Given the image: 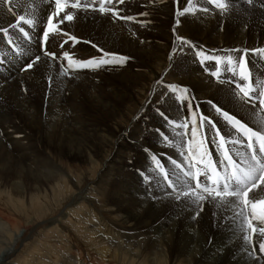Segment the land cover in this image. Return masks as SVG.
Here are the masks:
<instances>
[{
	"label": "bare ground",
	"instance_id": "1",
	"mask_svg": "<svg viewBox=\"0 0 264 264\" xmlns=\"http://www.w3.org/2000/svg\"><path fill=\"white\" fill-rule=\"evenodd\" d=\"M114 1L119 16H114L112 12L91 10V7L88 10L66 9L74 12L75 17L59 27L77 40H69L62 33L55 36L50 33L45 47L40 34L45 30L46 18L55 12V0H0V29L7 28L9 32L7 36L0 32V117L8 118L10 122L16 121L19 126L26 125L31 134L34 132L46 135L48 144L61 149L72 146L74 141L87 136L84 138L86 143L92 141L91 150L97 155L107 146L105 135L109 130L108 122L116 117L121 105L131 101L134 88L146 87L153 76L161 83L162 79L173 80L181 89V99L187 105L182 108L176 98L170 99L168 96L157 111L152 112L149 107L147 113L150 121L145 130H142L144 134L138 135L141 128H133L129 134L128 138L132 137V141H138L139 144L134 149V159L129 158L132 160L129 165L137 166L135 173L138 175L143 170L147 171V178L150 179L147 186L156 193L151 196L145 191L144 194L140 192L136 195L125 189L124 193H129L125 198L121 200L116 197L114 203L126 219L125 222L130 226L133 223L132 229H139V242H112L114 248L111 256L124 257L126 260L129 258L132 262L143 259L142 264H261L259 259L253 258L245 239L250 235L245 219L250 217V207L244 208L239 203L221 204L211 197L194 202L192 196L179 195L181 191L188 190L185 184L188 178L176 165L164 166L169 179L174 180L176 190L170 189L163 194L166 189L163 190L159 179L153 177L155 170L151 160L144 155L154 154L166 166L168 158L176 160L184 170H188V161L191 159L188 149L191 147L199 154L203 150L200 147L202 139L203 148L207 149L212 160L222 159L217 147L219 137L216 136V129L221 130L229 140L240 139L247 142L223 118V112L254 130L264 127L260 120L264 112L260 110L258 101L246 102L247 98L242 99L243 94L236 87L237 84L247 85L244 82L237 83L240 80L236 79L239 76V69L236 68L238 60L245 62L253 80L264 81V52L257 51L264 49V0H226L227 10L215 7L208 0ZM186 8L191 11L179 15ZM20 15L35 21L33 29L32 26L22 25L30 36L32 34V41L26 40L22 33L10 27ZM63 15L61 13L60 18ZM58 19L53 16V23H58ZM141 23H148V28L142 30ZM37 31L39 38H36ZM18 37L19 40L16 39ZM43 49L55 53L57 58L45 55ZM65 52L72 59L80 61L102 57L111 59L113 55L127 57V60L122 64H110L112 67L104 70V79L110 80L109 84L112 85L104 83L102 86L97 85L90 77H84L85 73L76 74L75 71H87L92 67L70 68ZM104 52L110 55L104 57ZM36 57L40 59L37 61ZM217 57L221 59L217 60ZM228 57L232 58V64L227 62ZM33 61V67L27 69V65ZM120 65L125 68L116 69ZM62 67H66L69 73H65ZM73 72L72 77H68ZM230 79L235 82L230 83ZM173 82L162 84L163 86L157 87L159 89L155 88L154 96L159 92L164 96L167 92L170 95ZM66 83L71 93L69 101H65ZM157 98L160 99L159 96ZM217 108L221 109L220 113L216 111ZM202 117L206 119L202 121ZM71 120L76 124L71 125ZM56 121H59L58 125L54 124ZM208 121L215 124L216 128ZM97 124L99 127H96ZM194 127L197 130L195 142L192 135ZM7 129L8 126L2 130ZM121 136V132L117 133L119 144L130 147L123 140L120 142ZM138 136L143 141L137 139ZM227 147L232 150L231 154L238 163L240 157L236 156L237 150L250 154V150L241 143H228ZM122 152L119 147L110 163H119L117 158L122 157ZM141 156L145 159L143 163L139 161ZM41 163L46 168H58L48 161ZM49 170L47 174H41L43 179L61 180L59 173ZM127 174L123 172L119 175L127 178ZM190 183L194 185L195 181ZM140 184L146 186L145 182L141 181ZM158 189L163 190L162 193ZM116 190L120 193L123 189L117 187ZM250 196H264V186L259 191L250 193ZM241 209L244 210V216L239 215ZM92 218L88 214V221L91 222ZM253 224L264 227L259 221L254 220ZM90 231L93 236L98 232L95 228ZM147 231L156 234L148 233L143 236ZM20 235L21 233L0 254V264L9 258ZM255 236V252L258 253L264 236L258 232ZM102 255L100 253L98 257L101 263Z\"/></svg>",
	"mask_w": 264,
	"mask_h": 264
},
{
	"label": "rangeland",
	"instance_id": "2",
	"mask_svg": "<svg viewBox=\"0 0 264 264\" xmlns=\"http://www.w3.org/2000/svg\"><path fill=\"white\" fill-rule=\"evenodd\" d=\"M113 3H115L114 0ZM99 6V0H97L94 5L92 4L90 6L91 8L87 7L86 10L90 8L91 10L96 9L95 11H99ZM105 7L111 8L112 6L106 3ZM45 22V28H47V18ZM141 24L144 25L141 27L142 30L148 28V23ZM33 27L34 25H32L31 29H33ZM44 31L45 30L41 31V40H43ZM63 32H66V30L64 29ZM38 33L37 31L36 38H39ZM67 33L70 35L69 32ZM31 36L29 35L28 38L26 37V40L32 41L33 37ZM16 39L19 40V37ZM43 43L44 46L47 47L48 41H44ZM44 50L45 49H43V51ZM170 63L172 62L170 61ZM109 67L112 66L107 64L100 69L98 67L87 71L75 72H77L76 74L81 73V75L85 73L83 76L90 77L97 85L100 84L103 86L105 83L111 86L112 84H109L110 80L107 81L104 79V75H102L104 74V70ZM26 68L28 69V67ZM62 68L63 70L66 69V67ZM124 68L125 67L120 65L116 69L122 70ZM68 73L67 71V74ZM73 74L74 72L69 74L68 77H72ZM152 78L153 79L149 81L146 87L134 88L130 99L131 101L121 105L117 112L118 114H115L116 117L108 122L107 125H109V130L105 135L106 140H108L107 146L104 151H100L97 155L91 150L90 146L92 145V141L90 140L91 142L88 141V143H86L85 139L87 136H83L79 138V140L74 141L72 146L61 149L55 145L48 144L46 135H38L34 134V132L31 134L28 128H26V125L21 124L20 127L17 125L19 124L18 122H10L8 118L0 117V254L4 252L7 246L12 244L14 240L18 238L19 233H21L14 250L3 264L144 263L143 259L138 262H132V259L129 258L126 260L124 257L117 258L115 255L111 256L113 255V253H111L114 248L112 246L113 243L121 242L131 244L135 241L139 242V238H137L139 229L134 230L131 228L133 223L130 226V224L125 222L126 219L122 217L114 201H116L117 198L121 200L123 197L125 198V196L129 194L124 193L126 190H131L133 194L136 195L137 193L140 194V192L144 194L145 191L150 193L151 196H155L156 193L147 186L150 181V179L147 178V175L149 176L147 171L141 169L143 171L138 175L135 173L137 166L133 167V164L129 165L130 161H132L129 160V158L134 159V149L136 145L139 144H137L138 141H132V137H128L133 128H137V130L141 128V132L138 134L139 136H141L140 134H144L142 130H145V126H147V123L150 121L147 113L149 107L152 112L154 110L157 111L158 108L164 104V99L168 96L171 97L170 99L176 98L182 108L187 105V102L181 99L183 96L181 89L176 86L177 84L175 85L173 80L162 79L161 83L158 80L156 81L154 76ZM239 78L240 76L236 79L238 80ZM154 81H156V83ZM168 82H173L174 84L173 87H171L172 91L170 95L167 92L164 96L163 93L159 92L154 96L155 88L162 84L166 85L165 83ZM229 82L233 84L234 80L230 79ZM240 82L247 83V81L241 78L237 83ZM67 83L64 88L67 92L65 101H69L68 99L71 95ZM157 96H159L160 99H158ZM157 113L161 114L160 112ZM70 114L72 115L71 112ZM71 121V125L76 124L73 120ZM57 122L59 121L54 122V124L56 123V125H58L59 123ZM7 126V130H2ZM97 126L98 124L96 127ZM120 132L122 135L120 137V142L123 140V142L130 145V147L119 144V138L117 139L116 136L117 133L119 134ZM139 136L137 139L140 138V141H143ZM134 138H136V136H134ZM119 147L123 150L122 157L117 158L119 163H110L111 157L117 152ZM125 157H127V159H125ZM144 157L149 161L151 160L150 163L155 170L153 177L159 179L158 182L163 186V190L166 189L165 191L158 189L159 193L163 191V194H166L168 190L173 189L168 186V182L165 181L164 176L157 168L156 162H154L153 159L154 154L153 156L152 154L148 156L144 155ZM143 160L145 159L141 156L139 160L140 163ZM167 160H169L167 166L165 164H160L163 165V167L176 165L173 163V161L176 160L170 158ZM41 161H48L50 164L52 163L54 166H58V168L43 167L44 163H41ZM109 164L110 166H108ZM48 170L59 173L61 180L53 181L54 179H50L47 181L43 179L41 174H47ZM123 172L128 173L127 178L124 175H119ZM159 173L161 174L159 175ZM119 178L121 180L116 183ZM141 181L145 182L144 185L146 186L141 185ZM115 186L123 190L118 193L119 190L117 191V187ZM88 214L93 217L91 222L88 221ZM99 220L102 222H99ZM94 228L98 231L95 236H93L90 231L91 229L94 230ZM250 230L251 229L248 231L252 236V241H248V246L253 254V258L256 260L259 259L261 264H264V254L262 252L256 253V246H254L257 245L254 243L256 236L255 233ZM148 233L149 235L156 234L155 232L147 231L143 236H147ZM202 243L203 241L199 244ZM100 253L103 254L101 257L103 259L102 263L98 258Z\"/></svg>",
	"mask_w": 264,
	"mask_h": 264
},
{
	"label": "snow or ice",
	"instance_id": "3",
	"mask_svg": "<svg viewBox=\"0 0 264 264\" xmlns=\"http://www.w3.org/2000/svg\"><path fill=\"white\" fill-rule=\"evenodd\" d=\"M5 2H10V0H5ZM97 0H55V12L52 15H49L47 18V28L43 32V40L45 42L49 39V34H63L68 36L69 40L76 41L75 36L69 35L67 32H63L59 28L60 24H63L65 21L71 22L75 13L71 11H66V9H86L92 4H95ZM191 2V0H190ZM113 5V7H105V4ZM116 3H124V0H116ZM208 3L215 5V7L221 10H227L226 0H208ZM99 11L112 12L114 16H119V12L115 10V5L113 0H99ZM96 10V9H94ZM11 11V9H9ZM191 11V9L186 8L184 12H180L179 15H184L185 12ZM207 11V9H204ZM64 13L63 17L60 18V14ZM53 16L59 18L58 23H53ZM125 19H133L132 17H125ZM35 21L33 19H27L24 15L17 17L16 23L12 24L10 27L17 29L24 37H29V33L22 26L24 24L28 26L34 25ZM0 32H3L5 36L9 35L8 29H0ZM179 39V38H178ZM9 43H12V40H9ZM67 43V41H64ZM63 46V44L61 45ZM259 52H264V49L257 50ZM45 55L51 56L53 59H56L55 53L48 52L45 49ZM110 54L107 52L103 53L104 57H108ZM64 56L68 59L69 67H92L98 68L102 65L114 64V63H124L127 60V57L123 56H112L111 59H91L87 61L74 60L68 55L67 52L64 53ZM206 59L208 57H205ZM40 58L36 57L38 61ZM217 60L221 58L217 57ZM227 62L232 64V58L228 57ZM29 63L28 68H32L33 64ZM236 68L239 69V76L242 80L247 81V85L237 84L236 87L239 88V91L243 94V98H247L246 102L258 101V106L262 112H264V81L253 80L251 78V72L246 68L245 62L243 60H238L236 62ZM236 68L233 69L234 73ZM68 69H65L67 73ZM216 73H214L215 75ZM215 107V106H214ZM218 113L221 112V109L217 108ZM223 118L232 125L237 133L240 136L246 139L244 143L240 139L229 140L221 130L216 129V136L219 137L217 142V147L220 149V155L222 157L219 161H213L210 154L206 148H203L204 140L200 141V147L203 149L199 154L195 153L190 147L188 149L189 156L191 159L188 161V170H184L182 165L177 164L176 161H173L176 164L177 168H180L183 172V175L187 177L185 184L187 185L186 191H181L179 195L183 196H192L194 197V202L203 201L209 197L214 200H217L221 204H242L244 208H251L250 217H246L247 227L251 229L253 233H259L261 236H264V227H257L253 224V221H259L261 224H264V196L256 198L255 196H250V193L254 191H259L262 186H264V127H259L253 129L249 127L246 123L241 122L236 119L234 116L229 115L227 112L222 113ZM195 118V114H193ZM202 121L206 118L202 117ZM261 123L264 124V116L260 117ZM209 124L215 129L216 125L211 121H208ZM180 127H185L186 125H178ZM197 130L194 127L192 130L193 142H195V136ZM228 143H241L244 147L250 150V154L244 152L236 151V156L240 157V162L238 163L231 154V151L228 147ZM207 157V159H205ZM153 159L156 162L157 168L163 174L164 179L168 182V186L172 187L173 190H176V185L174 182L169 179L168 173L165 171L163 165L160 164V161L155 157ZM188 159V157H186ZM225 161L227 163H225ZM197 165H203V167H197ZM222 169V170H221ZM190 181H195V184H191ZM207 194V195H204ZM179 198V196H178ZM233 198V199H230ZM239 215L244 216V210L241 209ZM245 239L249 242L252 241V236H246ZM260 252L264 253V242L259 244Z\"/></svg>",
	"mask_w": 264,
	"mask_h": 264
}]
</instances>
